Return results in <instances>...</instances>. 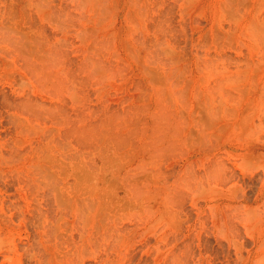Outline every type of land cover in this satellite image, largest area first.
Here are the masks:
<instances>
[{"label":"rangeland","instance_id":"374dc122","mask_svg":"<svg viewBox=\"0 0 264 264\" xmlns=\"http://www.w3.org/2000/svg\"><path fill=\"white\" fill-rule=\"evenodd\" d=\"M0 264H264V0H0Z\"/></svg>","mask_w":264,"mask_h":264}]
</instances>
